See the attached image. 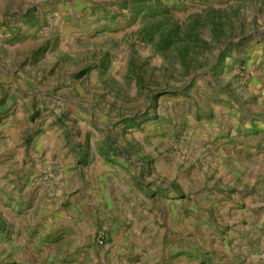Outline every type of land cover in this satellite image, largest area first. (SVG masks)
I'll list each match as a JSON object with an SVG mask.
<instances>
[{"label":"rangeland","instance_id":"rangeland-1","mask_svg":"<svg viewBox=\"0 0 264 264\" xmlns=\"http://www.w3.org/2000/svg\"><path fill=\"white\" fill-rule=\"evenodd\" d=\"M3 156L0 264H264V0H0Z\"/></svg>","mask_w":264,"mask_h":264},{"label":"crops","instance_id":"crops-1","mask_svg":"<svg viewBox=\"0 0 264 264\" xmlns=\"http://www.w3.org/2000/svg\"><path fill=\"white\" fill-rule=\"evenodd\" d=\"M41 152L42 150H34V151L30 150L29 154L37 156L41 154ZM16 159H18V156L16 157L14 156L13 159L11 158L9 159V158H6V156H3L2 158H0V160H2V164H0V169L2 168L3 171L8 170L9 165H11L13 160H16ZM34 160L39 162L37 159H34ZM38 167H39L38 164H35V167L31 168L30 171H33L34 174H36L39 170ZM12 183L10 184L7 182L6 188L8 186H12L13 185ZM39 184H41V182H34L33 180H31V178H29L28 181L24 185H19L17 187L18 189L16 193L19 199L20 200L23 199V201H25V203L27 204L26 213H28L29 215L32 213V217L35 214V218H37V220L41 219L42 217L44 218L43 220H45L46 218L47 223L44 226L48 228L51 226L53 222H55L56 220H59V218L61 217L60 216L61 208L57 204H54V201L52 199L54 198V193L51 190V188L48 187V185L38 187ZM106 184H111V182H108ZM41 191H44L45 193L48 194L47 198L41 197L42 195L39 193ZM20 200L18 201L19 203L21 202ZM243 201L246 204V207L242 209V211H244L243 216L245 217L244 219L246 220V223L245 224L241 223V228L246 230L244 231V234H247L246 236L244 235L245 236L244 241H245V240H250L251 236L259 237L261 236L262 233H264V208L260 210V212L257 215L251 214L252 213L251 211L254 210L252 209L254 204H251V202L253 201L252 197L247 196V198H244ZM262 204H264V202ZM233 210L235 212V216L241 218V214H240L241 210L236 209V208H234ZM23 217L24 215H19L20 219L16 221L13 225L12 230L15 231L14 236L16 235L19 229H22L28 226V224L25 223L26 219ZM28 228L29 227H27V229ZM11 245H12L11 246L12 252L10 256L15 258L18 263L24 262L26 256L24 255L23 242L19 240L18 238L13 239V241L11 242Z\"/></svg>","mask_w":264,"mask_h":264},{"label":"built area","instance_id":"built-area-1","mask_svg":"<svg viewBox=\"0 0 264 264\" xmlns=\"http://www.w3.org/2000/svg\"><path fill=\"white\" fill-rule=\"evenodd\" d=\"M101 242V241H100ZM258 258L264 262V246L261 248L258 254Z\"/></svg>","mask_w":264,"mask_h":264}]
</instances>
